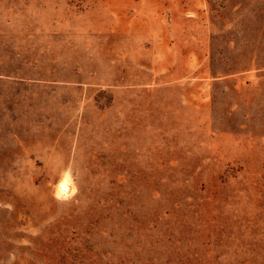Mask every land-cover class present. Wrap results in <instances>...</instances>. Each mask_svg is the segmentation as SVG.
Returning <instances> with one entry per match:
<instances>
[{
    "label": "rangeland",
    "instance_id": "1",
    "mask_svg": "<svg viewBox=\"0 0 264 264\" xmlns=\"http://www.w3.org/2000/svg\"><path fill=\"white\" fill-rule=\"evenodd\" d=\"M0 264H264V0H0Z\"/></svg>",
    "mask_w": 264,
    "mask_h": 264
}]
</instances>
